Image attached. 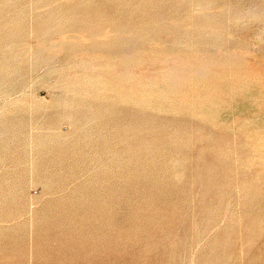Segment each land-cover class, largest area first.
Segmentation results:
<instances>
[{"label": "rangeland", "instance_id": "rangeland-1", "mask_svg": "<svg viewBox=\"0 0 264 264\" xmlns=\"http://www.w3.org/2000/svg\"><path fill=\"white\" fill-rule=\"evenodd\" d=\"M0 264H264V0H0Z\"/></svg>", "mask_w": 264, "mask_h": 264}, {"label": "bare ground", "instance_id": "bare-ground-1", "mask_svg": "<svg viewBox=\"0 0 264 264\" xmlns=\"http://www.w3.org/2000/svg\"><path fill=\"white\" fill-rule=\"evenodd\" d=\"M176 93V92H175Z\"/></svg>", "mask_w": 264, "mask_h": 264}]
</instances>
